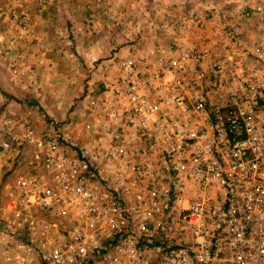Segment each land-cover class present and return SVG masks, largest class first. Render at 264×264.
Instances as JSON below:
<instances>
[{
  "label": "built area",
  "instance_id": "2783aa9c",
  "mask_svg": "<svg viewBox=\"0 0 264 264\" xmlns=\"http://www.w3.org/2000/svg\"><path fill=\"white\" fill-rule=\"evenodd\" d=\"M177 8L81 123L0 119V264H264V0Z\"/></svg>",
  "mask_w": 264,
  "mask_h": 264
},
{
  "label": "rangeland",
  "instance_id": "374dc122",
  "mask_svg": "<svg viewBox=\"0 0 264 264\" xmlns=\"http://www.w3.org/2000/svg\"><path fill=\"white\" fill-rule=\"evenodd\" d=\"M136 3L140 0H0V119L28 117L40 128L81 123L87 95L100 92L104 77L114 75L106 64L133 52L126 54L118 43L141 34L134 53L142 55L153 39L148 23L154 14L131 15ZM159 12L165 17V10ZM11 168L8 158L1 159L0 221Z\"/></svg>",
  "mask_w": 264,
  "mask_h": 264
},
{
  "label": "crops",
  "instance_id": "0c3cea01",
  "mask_svg": "<svg viewBox=\"0 0 264 264\" xmlns=\"http://www.w3.org/2000/svg\"><path fill=\"white\" fill-rule=\"evenodd\" d=\"M142 1L144 0H140L139 4L136 3L137 7H135L133 11L131 12L132 13L131 15H134L137 18L141 17V19L146 17L149 13H153L155 15L157 14L156 12L158 10L160 11L161 9L165 10L164 13H170V14L175 15L176 13H178L177 10L179 9L173 7L171 4L178 3L179 1H185V0H146L147 1L146 3H143ZM183 7L184 6H182V8ZM159 11L158 13H160ZM133 32L136 33L137 30L134 29ZM142 42L143 41L141 40V34H139L136 37L134 35V39H133V36H128V40H126L125 42L118 43L119 45L118 47L124 48V50L126 51L125 53L127 54L130 48H135V47L138 48L139 44L141 45ZM130 54L131 53H128V55ZM74 134L77 135L75 132Z\"/></svg>",
  "mask_w": 264,
  "mask_h": 264
}]
</instances>
